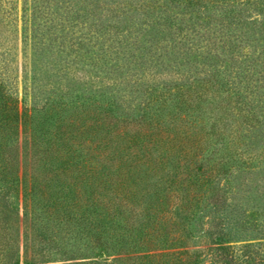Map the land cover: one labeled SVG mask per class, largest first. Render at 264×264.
<instances>
[{"label":"trees","instance_id":"obj_1","mask_svg":"<svg viewBox=\"0 0 264 264\" xmlns=\"http://www.w3.org/2000/svg\"><path fill=\"white\" fill-rule=\"evenodd\" d=\"M93 1L126 5L123 0ZM56 2L72 9L70 0ZM121 11V18L112 10L98 19L104 34L111 31L112 37L126 40L131 28L152 33L146 17L140 22L136 14ZM2 69L0 264L18 257L19 199L23 255L32 261L51 248L76 254L82 244L96 256L116 254L103 264H194L199 254L189 247L199 241L214 264H235L236 255L223 242L247 234L264 238V126L240 123L227 131V107L221 105L207 125L201 118L202 93L189 86L168 103L157 94L152 100L161 105L140 100L129 111H119L122 96L116 101L112 95L81 94L77 87L68 93L71 99L48 102L46 96L27 113L6 88ZM94 96L99 99L91 103ZM19 137L28 147L22 173L15 163ZM263 250L241 256L245 264H264Z\"/></svg>","mask_w":264,"mask_h":264},{"label":"rangeland","instance_id":"obj_2","mask_svg":"<svg viewBox=\"0 0 264 264\" xmlns=\"http://www.w3.org/2000/svg\"><path fill=\"white\" fill-rule=\"evenodd\" d=\"M70 1L72 9L56 0H0L1 73L19 110L29 113L32 104L44 103L46 96L48 102L58 97L71 99L68 93L78 87L81 94L102 93L100 96L112 95L116 101L122 96L125 103L118 102L122 105L119 111H129L140 100L154 107L161 105V100H152L157 94L168 103L176 91L189 86L202 93L201 118L207 125L215 120V107L221 105L227 107V131L240 123L255 129L264 126V109L260 108L264 102L258 101L264 97V0H205L202 5L195 1L185 5L186 0H123L126 5ZM122 9L136 14L140 22L146 17L156 38L134 28L126 40L112 37L111 31L104 34L98 19L110 16L112 10L121 18ZM171 15L176 19L169 22ZM91 21L97 24L90 25ZM196 79L209 82L198 85ZM97 96L91 97V103L99 99ZM127 103L132 107L125 109ZM27 150L19 137L15 163L20 173L26 165ZM11 195L10 200H14ZM16 209L19 250L12 264H103L116 256H96L95 250L81 244L76 254H61L51 248L41 260L24 259L21 199ZM198 242L189 247L199 254L194 264H214L210 250ZM221 245L236 255L234 262L245 264L241 255L246 250L263 249L264 238L247 234ZM245 245L251 247L245 249Z\"/></svg>","mask_w":264,"mask_h":264}]
</instances>
